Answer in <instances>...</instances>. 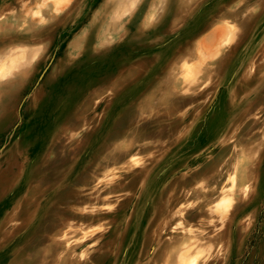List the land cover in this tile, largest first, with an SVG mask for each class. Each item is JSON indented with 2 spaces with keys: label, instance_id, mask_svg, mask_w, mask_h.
Segmentation results:
<instances>
[{
  "label": "rangeland",
  "instance_id": "374dc122",
  "mask_svg": "<svg viewBox=\"0 0 264 264\" xmlns=\"http://www.w3.org/2000/svg\"><path fill=\"white\" fill-rule=\"evenodd\" d=\"M43 1L0 0V264H264V0Z\"/></svg>",
  "mask_w": 264,
  "mask_h": 264
},
{
  "label": "bare ground",
  "instance_id": "6f19581e",
  "mask_svg": "<svg viewBox=\"0 0 264 264\" xmlns=\"http://www.w3.org/2000/svg\"><path fill=\"white\" fill-rule=\"evenodd\" d=\"M49 0H45V1H43L42 2V6H44L45 4H46V2H48ZM35 13H37V12H35ZM34 13V14H35ZM39 13V12H38ZM38 15V14H37ZM40 20V19H39ZM37 22H39V21H37ZM227 23V22H226ZM230 27H232L231 25H229ZM226 27V26H225ZM221 28L220 29H218V30H215L214 32H215V36L214 37H217L219 34H220V36L222 35L221 33H223V31L221 30ZM216 31L217 32H219L217 35H216ZM233 36V34L232 33H229L228 34V37H229V39L231 38ZM213 39V38H212ZM207 54V53H206ZM209 54V53H208ZM217 54V53H216ZM215 54V55H216ZM200 57V56H199ZM202 57H204V56H202ZM209 57V55L206 57V58H208ZM214 57V56H213ZM201 58V57H200ZM205 58V59H206ZM210 59H208V60H211L212 59V57H211V55H210V57H209ZM203 60H204V58H202ZM197 61H199V60H197ZM191 63V62H190ZM184 66H185V64H184ZM184 66H182V67H184ZM187 66H189V65H187ZM185 69H187V68H185ZM193 69V68H192ZM6 70V68H5V60L4 61H2V63H0V74L1 73H3L4 71ZM182 70V69H181ZM187 71V70H186ZM184 74V73H183ZM186 76H188V75H186ZM193 80H191V82H192ZM203 88V87H202ZM169 94V93H168ZM195 98V97H194ZM183 99V98H182ZM181 99V100H182ZM171 100V99H170ZM180 100V101H181ZM190 100V99H189ZM174 104V103H173ZM165 118V117H164ZM173 119V118H172ZM160 129V128H159ZM136 133V132H135ZM136 136V135H135ZM136 138H137V136H136ZM142 138V137H141ZM140 138V139H141ZM134 139H135V137H134ZM139 139V138H138ZM139 139V140H140ZM135 140H137V139H135ZM141 141V140H140ZM137 142V141H136ZM135 142V143H136ZM141 142H143V141H141ZM140 142V143H141ZM125 144V143H124ZM137 144V143H136ZM135 144V145H136ZM120 145V144H119ZM138 145V144H137ZM126 146V145H125ZM132 149H134L133 147H132ZM131 149V150H132ZM130 151V150H129ZM150 162V161H149ZM104 173V172H103ZM102 173V174H103ZM100 174V173H99ZM105 174V173H104ZM95 175V174H94ZM98 175V174H97ZM94 177V176H93ZM111 177H113V176H111ZM110 179V178H109ZM229 180H231V185L230 186H228V187H226V191H229V190H232V188L233 187H235L236 186V178H233V177H231V178H229ZM101 182V181H100ZM104 184V183H103ZM111 184V183H110ZM92 191V190H91ZM230 192V191H229ZM231 204H232V199H231V197L229 196V195H222V197L216 202V204H215V209L216 210H223L224 212H227L228 211V209L230 208V206H231ZM110 210V209H109ZM108 210V211H109ZM114 210V209H113ZM107 211V212H108ZM83 213V212H82ZM182 215V214H181ZM186 215V214H185ZM227 215V214H226ZM179 216V215H178ZM168 217V216H167ZM181 217V216H180ZM224 217V216H223ZM169 218V217H168ZM185 219V218H184ZM166 220V219H165ZM169 220V219H168ZM183 221V220H182ZM170 222V221H169ZM178 223V224H177ZM176 223V226L177 225H179V222H177ZM221 223V222H220ZM222 224V223H221ZM180 227V226H179ZM190 230V229H189ZM100 231V230H99ZM96 232V231H95ZM98 233V232H97ZM85 235L87 234V233H84ZM86 236H88V235H86ZM86 236H84V235H82L81 236V242L82 241H85V239H86ZM63 241H64V246L68 249V251H70L71 249H72V247H71V240H70V237H68V238H64L63 239ZM75 241H77V240H75ZM80 242V241H79ZM78 242V243H79ZM192 247V246H191ZM168 248V247H167ZM186 249H188V248H186ZM163 250V249H162ZM164 252V251H163ZM189 252V251H188ZM187 252V253H188ZM180 253V252H179ZM187 253H185V252H182V253H180V254H178V256H177V259H176V264H195L196 263V261H197V259H198V257L197 256H194V255H188ZM194 253H196V252H194ZM164 255V254H163ZM174 255V254H173ZM196 255V254H195ZM170 256V255H169ZM170 258V257H169ZM210 260V259H209ZM170 262V261H169ZM148 263H151V262H148ZM62 264V263H61Z\"/></svg>",
  "mask_w": 264,
  "mask_h": 264
}]
</instances>
